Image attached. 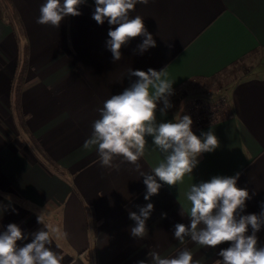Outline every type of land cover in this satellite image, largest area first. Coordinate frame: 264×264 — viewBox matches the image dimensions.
I'll list each match as a JSON object with an SVG mask.
<instances>
[{"label":"crops","instance_id":"crops-1","mask_svg":"<svg viewBox=\"0 0 264 264\" xmlns=\"http://www.w3.org/2000/svg\"><path fill=\"white\" fill-rule=\"evenodd\" d=\"M43 3L0 0V232L16 224L27 237L17 242L22 247L31 242L32 233L44 229L37 215L45 210L49 231L58 227L66 233L51 237L52 249L64 256L62 264H150V251L174 257L184 249L201 264H214L216 253L229 243L216 248L190 238L182 243L174 238V226H190L186 193L192 184L217 175L241 173L237 187L251 197L241 215L262 211L263 64L230 87L222 105L228 115L221 118L218 111L214 120L193 122L198 137L209 130L215 133L217 149L198 157L191 174L174 186L163 184L149 201L137 165L150 173L164 160L151 137L146 136L143 157L136 163L117 157L118 168L102 167L97 148L83 145L104 102L136 79L128 76L130 68L166 69V78L173 82V107L161 115L163 104H158L157 124L174 122L179 115L192 121L201 115L209 118L208 107L213 111L219 103L198 100L186 91L264 52V0L137 3L130 15L144 18L156 47L141 54L137 45L144 37L133 38L122 46L117 62L106 47L108 31L116 26L92 19L95 4H82L80 16H68L53 27L36 23ZM193 100L202 111L189 110ZM147 203L154 205L148 234L134 238L129 212ZM257 236L264 247V228Z\"/></svg>","mask_w":264,"mask_h":264},{"label":"clouds","instance_id":"clouds-1","mask_svg":"<svg viewBox=\"0 0 264 264\" xmlns=\"http://www.w3.org/2000/svg\"><path fill=\"white\" fill-rule=\"evenodd\" d=\"M148 0H95V10L92 19L98 25L107 20L110 26L107 49L112 53L113 61L121 60V48L131 39L143 36L141 44L137 45L142 54L156 47V42L144 25V18L130 15L137 3H147ZM86 0H45L39 9L36 20L40 25L60 27L68 16H80L78 10ZM129 77L136 79L130 82L120 94L112 95L99 110L100 118L93 123V132L85 141L83 147L95 146L102 167H116L117 157H123L131 163H136L145 152L146 136L152 138L153 145L164 154V160L150 173L139 170L146 186L145 201H149L166 184L174 186L186 174H191L197 167L204 153L214 152L219 146L218 138L212 130L197 136L192 131L193 121L189 115L175 118L174 122L157 124L155 112L158 104L161 115L173 105V82L166 78V69L160 71L148 69L128 70ZM241 173L234 176L217 175L207 182L192 184L186 193L190 202L188 217L190 226L177 223L174 226V238L184 242L190 238L200 246L216 248L224 243L230 246L221 249L214 264H264V247L259 246L257 233L264 228V205L259 214L241 215L246 201L250 199L245 188H238L237 181ZM162 183H160V182ZM154 210L152 203L138 206V212H129V218L135 222L130 229L134 238L142 239L148 234L147 221ZM183 215V212L181 213ZM167 214L163 213L162 218ZM46 211L37 215L38 223L44 225L35 233L32 240L24 246L17 242L27 237L16 224H9L6 231L0 232V264H62L64 256L52 249V234L57 237L66 235L58 227L51 228L45 223ZM249 227L251 234H248ZM150 264H201L194 260L190 250L179 251L174 257L161 256L156 251H150ZM138 264H145L144 260Z\"/></svg>","mask_w":264,"mask_h":264},{"label":"rangeland","instance_id":"rangeland-1","mask_svg":"<svg viewBox=\"0 0 264 264\" xmlns=\"http://www.w3.org/2000/svg\"><path fill=\"white\" fill-rule=\"evenodd\" d=\"M260 64L264 65V52L259 53L254 57L247 58L244 62L239 64L235 71L228 70L226 73L217 76L213 80L201 81L199 83H194L190 86L188 96L196 98L201 101H208V103L215 102V104L227 103L225 100L227 98L228 91L234 82L246 79L252 76L254 73L255 66ZM186 88L185 90H187ZM198 116V115H197ZM216 118L215 113H211L208 117L198 116L197 119H200V122H205L208 120H214ZM196 120H193L194 123H198ZM217 120V119H216Z\"/></svg>","mask_w":264,"mask_h":264},{"label":"trees","instance_id":"trees-1","mask_svg":"<svg viewBox=\"0 0 264 264\" xmlns=\"http://www.w3.org/2000/svg\"><path fill=\"white\" fill-rule=\"evenodd\" d=\"M236 65H232L231 66V68H232V70H233V67H235ZM235 69V68H234ZM172 98L174 97V96H171ZM223 104H219L218 106H216L215 108H214V110L212 111V110H210V108L208 107V111H210L211 113H217L218 111H219V113L222 111V115H221V118H224L226 115H228V111H227V109L225 108V106H222ZM210 113V114H211Z\"/></svg>","mask_w":264,"mask_h":264},{"label":"built area","instance_id":"built-area-1","mask_svg":"<svg viewBox=\"0 0 264 264\" xmlns=\"http://www.w3.org/2000/svg\"><path fill=\"white\" fill-rule=\"evenodd\" d=\"M202 109L203 107H201L196 100H193L192 105L189 108L190 111H202Z\"/></svg>","mask_w":264,"mask_h":264},{"label":"water","instance_id":"water-1","mask_svg":"<svg viewBox=\"0 0 264 264\" xmlns=\"http://www.w3.org/2000/svg\"><path fill=\"white\" fill-rule=\"evenodd\" d=\"M87 4H95V0H86Z\"/></svg>","mask_w":264,"mask_h":264}]
</instances>
